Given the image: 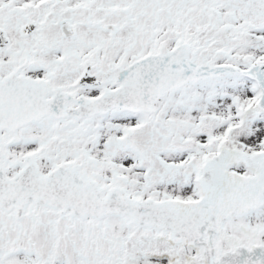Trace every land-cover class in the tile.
Returning <instances> with one entry per match:
<instances>
[{
    "label": "snow or ice",
    "instance_id": "6c2138e0",
    "mask_svg": "<svg viewBox=\"0 0 264 264\" xmlns=\"http://www.w3.org/2000/svg\"><path fill=\"white\" fill-rule=\"evenodd\" d=\"M0 264H264V0H0Z\"/></svg>",
    "mask_w": 264,
    "mask_h": 264
}]
</instances>
